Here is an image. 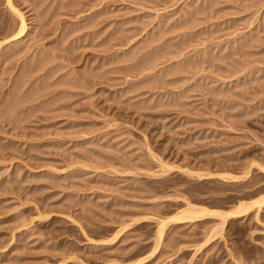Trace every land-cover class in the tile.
Instances as JSON below:
<instances>
[{
  "label": "rangeland",
  "instance_id": "rangeland-1",
  "mask_svg": "<svg viewBox=\"0 0 264 264\" xmlns=\"http://www.w3.org/2000/svg\"><path fill=\"white\" fill-rule=\"evenodd\" d=\"M6 1L0 264H264V0H12L28 33L5 44ZM189 205L250 211L169 222L152 259L159 221Z\"/></svg>",
  "mask_w": 264,
  "mask_h": 264
},
{
  "label": "bare ground",
  "instance_id": "bare-ground-1",
  "mask_svg": "<svg viewBox=\"0 0 264 264\" xmlns=\"http://www.w3.org/2000/svg\"><path fill=\"white\" fill-rule=\"evenodd\" d=\"M214 1V2H213ZM7 3H8V5H9V9H12V12H15L18 16V18H19V25H18V30L12 35V36H10L9 38H7L6 40H5V44L7 43L6 41L8 40H10V41H14V40H20V39H24L23 37H25L26 35H27V33H28V26H27V23H26V19H25V17H24V14L23 13H21V11L20 10H18L17 8H16V6L14 5V1H12V0H7L6 1ZM212 2L215 4V0H212ZM213 4V5H214ZM125 24V23H124ZM177 29V28H176ZM144 30V29H143ZM132 31V30H131ZM102 32V31H101ZM100 32H98V33H96L97 35L99 34ZM95 34V35H96ZM102 34V33H101ZM143 34V33H142ZM148 35H149V33H147ZM94 35V36H95ZM124 36V35H123ZM139 36V35H138ZM151 36H153V35H151ZM98 37H100V34L98 35ZM127 36H125V38H126ZM130 37H127L126 39L128 40ZM134 38V37H133ZM138 38V37H137ZM139 38L141 39V36H139ZM138 38V39H139ZM151 38V37H150ZM162 38V37H161ZM160 38V40H162ZM164 38V37H163ZM125 39V40H126ZM131 39V38H130ZM145 39V38H144ZM159 39V38H158ZM158 39H156L157 41H158ZM159 40V41H160ZM9 41V42H10ZM150 41V42H149ZM151 41H153V40H148L147 42H145L146 44L144 45V46H142V47H140V52L142 53V54H145V53H143L142 52V50H147V52H146V55L144 56V55H142L141 56V53H140V56H141V58H143V57H145L146 58V56H148V55H150L151 53V51H150V49H151ZM19 42V41H18ZM126 42V41H125ZM131 42H133V39L130 41V43ZM154 42V41H153ZM156 42V41H155ZM154 42V43H155ZM246 42V41H245ZM3 43V42H2ZM1 42H0V45L2 44ZM129 43V44H130ZM128 44V45H129ZM153 44V43H152ZM4 45V44H3ZM101 45V44H100ZM165 45V44H164ZM167 47V46H166ZM212 47V46H211ZM205 49V48H204ZM206 49H209V47H207ZM212 49V48H211ZM138 50V51H139ZM164 50H165V48H164ZM167 50V49H166ZM215 50V49H214ZM106 51V50H105ZM137 51V52H138ZM144 51V52H145ZM182 51H184V50H182ZM202 52H206L203 56L205 57V58H200V56H198V58H199V61L198 62H201L200 64H204V63H207V64H212L213 63V60L214 59H216V55L214 56L213 55V52H212V50L211 51H207V50H203ZM215 52V51H214ZM133 53V52H132ZM134 54V53H133ZM138 54H139V52H138ZM171 54V53H170ZM128 57V56H127ZM134 57V56H133ZM126 58V57H125ZM130 58V57H129ZM197 58V59H198ZM120 59V58H119ZM135 59V58H134ZM134 59H133V61H134ZM184 59V58H183ZM144 60V59H143ZM189 60V59H188ZM127 61V60H126ZM126 61H125V63H126ZM138 61V60H137ZM148 61V60H147ZM261 61H263V60H261ZM209 62V63H208ZM122 63V62H121ZM140 61H138L137 63H135V64H133V63H131V64H133L132 65V68L133 69H138L139 67H143V65L141 66L140 65ZM160 64V63H159ZM186 64V63H185ZM248 64V63H247ZM152 65V64H151ZM154 65H156V64H154ZM188 65V64H187ZM199 65V64H198ZM197 65V66H198ZM213 65V64H212ZM250 64H248V66H249ZM105 66V65H104ZM126 66H127V63H126ZM130 66V65H129ZM191 66V65H190ZM247 66V69L249 68ZM251 66V65H250ZM125 67V66H124ZM128 67V66H127ZM154 67V66H153ZM152 67V68H153ZM184 67V66H183ZM186 67V66H185ZM193 67V66H192ZM100 68V67H99ZM98 68V69H99ZM102 68V67H101ZM200 68V67H199ZM122 68L120 67V70H121ZM185 69H187V68H185ZM198 69V68H197ZM250 69V68H249ZM257 69V68H256ZM264 69V68H263ZM263 69L261 68V69H258V74L260 73V71H263ZM101 70V69H100ZM102 70H103V68H102ZM123 70V69H122ZM153 70H154V68H153ZM183 70V69H182ZM203 70V69H202ZM254 69H252V71H253ZM145 71V70H144ZM181 71V70H180ZM100 72V71H99ZM188 72V71H187ZM79 73V72H78ZM129 73V72H128ZM133 73V72H132ZM252 73V72H251ZM253 74H254V71H253ZM252 74V75H253ZM256 74V73H255ZM95 75V74H94ZM78 76H79V74H78ZM86 76V75H85ZM102 75H97L96 76V78H100ZM162 76H164V77H162ZM161 76V78H159V76H158V78L157 77H155L156 79L155 80H153V82L155 81V82H159L160 81V83L161 82H164V83H166V81H164L165 80V75H162ZM257 76V74L255 75V76H253V80L252 81H260V80H262L264 77V75H262L261 74V76H259L260 78H257L256 77ZM249 77V74H248V72H247V78ZM101 78H104V74H103V76L101 77ZM149 78V77H148ZM151 78V77H150ZM164 78V79H163ZM204 78H206V77H203V79ZM89 79V78H88ZM202 79V78H201ZM100 80V79H99ZM249 80V79H248ZM264 80V79H263ZM144 81V80H143ZM148 81H152V80H150V79H148ZM207 80L205 79V82H206ZM145 82H147V81H145ZM82 83H84V84H82ZM149 84H150V82H148ZM152 83V82H151ZM196 83H197V81H196ZM200 82H198V84H199ZM202 83V82H201ZM207 83V82H206ZM249 83V82H248ZM247 83V84H248ZM204 84V83H203ZM203 84H200L201 86H203ZM250 84V83H249ZM73 85H75V86H73V87H76V85L78 86V88L79 87H82V88H88V86L89 85H91L90 83H89V81L87 80V78H84L83 80L81 79V77L79 76V77H77V74H76V76H75V78L73 79ZM152 85V84H151ZM161 86V85H160ZM205 86V85H204ZM92 87V86H91ZM148 88H150V87H148ZM157 88V87H156ZM208 88V87H207ZM262 88V87H261ZM210 89V88H209ZM83 90V89H82ZM221 90V89H220ZM157 156V155H156ZM157 162H160V164L162 165L161 167L164 169V171L166 172V171H173V169H175V166L173 167L172 165H168V164H166V163H164L160 158H157ZM86 165V164H85ZM70 166V165H69ZM82 166V165H81ZM84 168H89L88 166H83ZM263 170H264V165H262V166H260ZM98 168V167H97ZM212 174L210 173V174H200V175H198V176H201V178L202 177H204V179L206 178V176L208 177H213V176H211ZM216 176V175H215ZM219 176L220 177H223L224 179H237L238 178V176H235V175H233V174H229V173H221V174H219ZM222 178V179H223ZM240 178V177H239ZM203 181V180H202ZM234 181V180H233ZM70 192V191H69ZM184 200V199H183ZM256 204V205H255ZM257 206V207H259V208H261L263 205H264V200H258V201H256V202H254L253 204H252V206ZM242 206L243 205H241V206H239L238 207V209L237 210H235V211H228V212H225V213H220V212H218V211H214V210H209V209H206V208H198L197 209V207L195 208V206L193 207V205H189V207L188 208H186L185 209V211L183 210L180 214H178V215H175L174 214V216H170V218H167V219H161L160 221H159V224H158V228H157V239H158V245H157V247L155 248V250L152 252V255H151V257L157 252V250H158V247H159V245L164 241V236H165V230H166V226L168 225V223L170 222H173V223H175V224H178V223H184V222H190V221H199V220H205V218H211V217H213V216H217V215H219V216H222L223 218H224V220L226 221V220H228V219H232V218H234V217H240V216H244V215H246L250 210V207L249 208H247V209H245L244 210V208L242 209ZM245 206V205H244ZM243 206V207H244ZM246 208V207H245ZM242 209V210H241ZM40 216V215H39ZM41 217V216H40ZM50 218V217H49ZM72 218V217H71ZM74 219V218H73ZM73 219H71V221H72V224H73V226L74 227H78L79 228V230H80V232L82 233V235L83 236H85V238H86V240L87 241H89V243H93V239L92 238H90L89 237V235H88V233L86 232V230L84 229V227H83V225H81L78 221H76L75 219L73 220ZM142 219V218H141ZM144 219V218H143ZM70 220V219H69ZM137 220V219H136ZM139 220V219H138ZM144 222H146V221H144ZM169 223V224H170ZM173 223H171V224H173ZM198 223V222H197ZM127 225V224H126ZM127 227H129V225H127V226H125V228H124V230L123 231H121L119 234H117L114 238H112L110 241L108 240V241H103V243H106V244H98L99 246L100 245H108L107 243H111V245H115L116 243H118L121 239H122V237H123V235H124V231H125V229L127 230ZM105 231V230H104ZM95 243V242H94ZM97 245V244H96ZM70 251V250H69ZM158 255V254H157ZM101 258V257H100ZM154 257H152V259H153ZM72 259V258H71ZM149 261V259H147V258H144V259H141V260H139V261H137V262H135L134 264H145L146 262H148ZM149 263V262H148ZM119 264V263H118Z\"/></svg>",
  "mask_w": 264,
  "mask_h": 264
}]
</instances>
